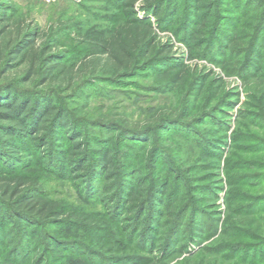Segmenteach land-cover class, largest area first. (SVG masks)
I'll list each match as a JSON object with an SVG mask.
<instances>
[{
    "label": "rangeland",
    "instance_id": "1",
    "mask_svg": "<svg viewBox=\"0 0 264 264\" xmlns=\"http://www.w3.org/2000/svg\"><path fill=\"white\" fill-rule=\"evenodd\" d=\"M203 1L211 6L205 27L194 14L197 0H176L158 17L139 4L135 12L152 23L156 51L167 50L164 62L155 56L125 84H94L69 103L88 120L79 128L89 137L92 158L115 134L103 117L120 114L146 131L119 144L117 176L99 195L85 192L88 204L77 192L84 186L68 179V167L54 169L63 176L50 178V196L67 211L91 216L93 227L73 242H57L55 227L37 226L23 237L10 223L0 233V264H62L79 246L94 264H264V0ZM9 4L45 34L57 32L52 51L64 61L83 50L72 21H123L120 9L105 0ZM197 30L199 39H193ZM179 65L186 78L176 90L160 74ZM164 107L176 112L174 119L150 124ZM139 178L150 191L144 205L128 206V185ZM102 182L89 186L93 191Z\"/></svg>",
    "mask_w": 264,
    "mask_h": 264
},
{
    "label": "trees",
    "instance_id": "2",
    "mask_svg": "<svg viewBox=\"0 0 264 264\" xmlns=\"http://www.w3.org/2000/svg\"><path fill=\"white\" fill-rule=\"evenodd\" d=\"M197 1L194 14L205 27L211 6ZM105 2L120 9L123 21L116 26H86L72 21L83 50L73 60L64 61V56L52 51L57 32L45 34L39 26L19 16L9 0H0V233L12 223L15 226L12 231L19 228L23 237L38 232L35 227L44 226L55 227L51 237L57 242L80 238L84 227H93L94 220L78 209L67 211L65 202L50 196L47 188L50 178L63 176L56 168L68 167V179L76 186H84L77 192L83 204H88L85 192L99 195L117 176L119 144L146 133L139 123L123 115H107L101 122L115 134L109 147L92 158L87 145L89 137L79 128V124L88 120L77 111L72 112L69 103L94 84H125L142 64L151 62L155 56H162L164 62L167 50L156 51L152 23L139 19L135 11L140 4L147 14L166 16L176 0ZM199 33L195 31L192 38L199 39ZM22 66L25 68L20 71ZM185 72L182 65L177 69L168 66L160 75L169 86L180 90L184 87ZM175 115L172 108L164 107L157 109L148 122L165 125ZM100 179L103 184H95L92 191L89 185ZM139 179L128 185V206L144 205L150 191L144 178ZM57 246L60 248V244ZM74 248L78 252L64 255L62 264L95 263L85 257L83 246Z\"/></svg>",
    "mask_w": 264,
    "mask_h": 264
}]
</instances>
